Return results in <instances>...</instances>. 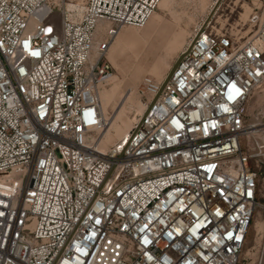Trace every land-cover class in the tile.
Wrapping results in <instances>:
<instances>
[{
	"label": "built area",
	"instance_id": "built-area-1",
	"mask_svg": "<svg viewBox=\"0 0 264 264\" xmlns=\"http://www.w3.org/2000/svg\"><path fill=\"white\" fill-rule=\"evenodd\" d=\"M161 1L0 0V264L241 263L264 208V118L245 120L264 2L249 37L195 26L166 78L144 79L128 134L102 146L111 46Z\"/></svg>",
	"mask_w": 264,
	"mask_h": 264
},
{
	"label": "rangeland",
	"instance_id": "rangeland-1",
	"mask_svg": "<svg viewBox=\"0 0 264 264\" xmlns=\"http://www.w3.org/2000/svg\"><path fill=\"white\" fill-rule=\"evenodd\" d=\"M264 0H171L169 9H158L142 28L125 27L109 51L115 78L101 85L100 100L107 125L100 134L102 146L110 147L124 138L141 108L143 82L147 76L164 78L187 45L193 29L206 22L219 30L236 32L241 38L257 28L252 16ZM172 6V7H171ZM106 102L108 106L105 108ZM264 118V82L253 92L245 117L246 125ZM244 149L252 140L242 137ZM259 157H253L255 163ZM264 188V164L261 168ZM240 264H264V208L258 209L248 232Z\"/></svg>",
	"mask_w": 264,
	"mask_h": 264
},
{
	"label": "bare ground",
	"instance_id": "bare-ground-1",
	"mask_svg": "<svg viewBox=\"0 0 264 264\" xmlns=\"http://www.w3.org/2000/svg\"><path fill=\"white\" fill-rule=\"evenodd\" d=\"M170 3H171V0H162L161 1V3L159 4V8L160 9H169V6H170ZM69 7H73L74 9H77L80 13L83 11V9H84V6L81 4V3H79V4H74V5H70ZM172 7V6H171ZM122 32V31H121ZM121 32H120V34L117 36V38L121 35ZM190 40H191V37H190V39H189V41H188V43L190 42ZM187 43V44H188ZM187 46V45H186ZM186 46H184L183 47V49H182V51L186 48ZM181 51V52H182ZM172 68V67H171ZM171 70V69H170ZM167 76V75H166ZM166 76L164 77V78H166ZM113 78H115V75H113L112 76V78L110 79V81L113 79ZM164 78H162V79H160V80H163ZM100 91H101V89H100ZM100 95V94H99ZM140 103L142 104V106H141V108H139V109H137V114H136V117H133V121L134 122H136V121H138V119H139V117H140V115H142L143 113H144V110H145V108H146V105H145V102L143 101V100H140ZM108 106V103L106 102V104H105V108ZM256 125H258V123H255V124H253V126H256Z\"/></svg>",
	"mask_w": 264,
	"mask_h": 264
}]
</instances>
